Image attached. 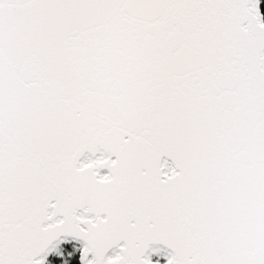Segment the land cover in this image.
<instances>
[{"label":"snow or ice","instance_id":"snow-or-ice-1","mask_svg":"<svg viewBox=\"0 0 264 264\" xmlns=\"http://www.w3.org/2000/svg\"><path fill=\"white\" fill-rule=\"evenodd\" d=\"M0 264H264V0H0Z\"/></svg>","mask_w":264,"mask_h":264}]
</instances>
